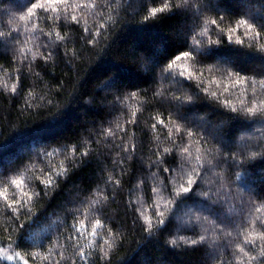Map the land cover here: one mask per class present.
Segmentation results:
<instances>
[{
	"label": "trees",
	"instance_id": "16d2710c",
	"mask_svg": "<svg viewBox=\"0 0 264 264\" xmlns=\"http://www.w3.org/2000/svg\"><path fill=\"white\" fill-rule=\"evenodd\" d=\"M262 30L264 0H0L11 264H261Z\"/></svg>",
	"mask_w": 264,
	"mask_h": 264
},
{
	"label": "snow or ice",
	"instance_id": "6c2138e0",
	"mask_svg": "<svg viewBox=\"0 0 264 264\" xmlns=\"http://www.w3.org/2000/svg\"><path fill=\"white\" fill-rule=\"evenodd\" d=\"M48 2H49V3H67V0H48ZM83 6H84V5H82V7H83ZM87 6L92 7V6H94V5H93V4H90V5H87ZM33 7H35V8H41V7H43V5H41V4H33ZM164 7L166 8V7H168V5H165ZM52 10H53V11H56L55 8H53ZM163 11H164V8H152V10H151V15L154 17L158 12H163ZM28 15L31 16V15H33V13H32L31 11H29V14H28ZM22 19H24V18L22 17ZM75 19H76V18L73 17V20H75ZM212 23L215 24L216 21L214 20V21H212ZM239 26H240V27H247L249 31L252 30V26L249 25V24L247 23V21H245V20H240V21H239ZM232 31H235V29H232ZM262 31H264V30H262ZM97 35H98V33H97ZM255 35H256L257 38H259L260 35H261V33H260V32H256ZM90 42H92V41L90 40ZM236 43L240 44V43H242V41H240V40L238 39V40L236 41ZM261 50H264V44H261ZM191 57H192V53H190V52H184L182 56H181V55H177V56L175 57V59H173V60L171 61V63H169V64L167 65V68H168L169 70H171V69H173V68L177 65V61H180V60H182V59H183V60H187V59H190ZM184 71L186 72V71H187V68H185ZM181 75H183V73H181ZM188 75L191 76L192 73L189 72ZM240 82H242V81H237V83H240ZM261 86L264 87V83H262ZM213 95H215V94L213 93ZM232 111L235 112L236 109L233 108ZM246 111H247V113L250 114V115H256L258 112H260V111H264V105H262L260 108H248V109H246ZM158 123L163 124L164 121L159 120ZM153 127H155V125H153ZM177 131H179V129H177ZM185 151H187V149H185ZM192 182H193V181H191V180L188 181L189 184H191ZM12 183L15 184L17 187H20V186L23 184V181H22V180H14V181H12ZM49 183H50V182H49ZM181 191H182L183 193L187 194V193H189V192L191 191V189L188 188V187H184V186L182 185V186H181ZM4 192H7V189H5ZM4 192H0V196H4ZM4 198L7 199L6 196H4ZM29 199H31V197H29ZM257 211H259V209H257ZM160 223H163V221H160ZM148 224H149V227H151V221H149ZM96 227H101L99 221H97ZM80 228H84V225L81 224V225H80ZM79 230H80V229H77V231H79ZM92 234H93V235L96 234V230H95V228L92 229ZM259 238L262 239V240H264V235H261ZM104 243H105V244H109L108 241H104ZM193 243H195V242H193ZM109 247H111L110 244H109ZM241 251H243V249H241ZM0 252H3V249H2V248H0ZM79 255H80L81 260L84 261V264H88V261H87V258H86V256H85V253H84V252H80ZM245 255H247V253H245ZM261 255L264 256V250H262ZM19 256H20V254H19L18 252H17V253H14V255H7V254H4V255H0V260H8V261H12V260L14 259V257L18 258ZM252 259L255 260V259H257V257L253 256ZM25 264H27V261H25ZM73 264H75V262H73ZM261 264H264V261H262Z\"/></svg>",
	"mask_w": 264,
	"mask_h": 264
},
{
	"label": "rangeland",
	"instance_id": "374dc122",
	"mask_svg": "<svg viewBox=\"0 0 264 264\" xmlns=\"http://www.w3.org/2000/svg\"><path fill=\"white\" fill-rule=\"evenodd\" d=\"M4 254L10 255L9 251H7V250H3V252H0V255H4ZM0 264H11V261L0 260Z\"/></svg>",
	"mask_w": 264,
	"mask_h": 264
}]
</instances>
